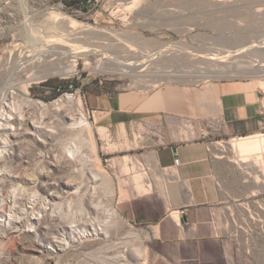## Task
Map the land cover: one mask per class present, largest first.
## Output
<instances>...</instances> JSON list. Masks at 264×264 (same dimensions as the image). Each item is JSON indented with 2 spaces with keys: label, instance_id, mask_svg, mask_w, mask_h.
Wrapping results in <instances>:
<instances>
[{
  "label": "rangeland",
  "instance_id": "obj_1",
  "mask_svg": "<svg viewBox=\"0 0 264 264\" xmlns=\"http://www.w3.org/2000/svg\"><path fill=\"white\" fill-rule=\"evenodd\" d=\"M51 11H60L66 17L88 26L90 29L77 32L71 43L95 49V52L76 58L48 60L37 73L42 78L30 85V97L47 104L63 95H72L74 100L81 98L82 111L92 126L96 156L87 143L86 133L79 134V141L83 142V152L91 158L93 166L102 169L110 179L108 187L102 181L91 183V174L85 170L83 192L92 199H73L69 207L67 200L62 205L64 213L69 212L79 218L82 208L89 219L96 220L97 226L98 223L104 225V211L111 207L121 219L109 225L106 236L87 241L79 235L83 228L89 231L82 221L78 223V230L69 234L63 219L56 217L47 221L45 218L46 225L51 227L49 231L20 234L11 243L10 253L0 258V264H33L27 261L28 249L37 245L46 248L48 239L45 235L60 236L64 232L72 243L58 256L59 264H150L152 254L147 229L129 222L119 213L118 207L137 195L135 190L140 178L151 185V192L154 191L149 172L138 164L134 153L138 148L150 145L152 140H161L163 131L152 122L139 124L134 126L130 136L124 134L118 141L110 132L97 127L92 113L88 117L85 94L87 91L101 92L103 88L111 94L136 92L147 96L159 92L164 101L169 88L171 92L178 91L171 88L176 86L199 90L212 83L233 80L256 82L261 86L260 81H264V77L260 79L257 76L264 73L252 65L264 64V0H98L84 6L81 13L67 10L60 0H0V72L6 66L3 58L22 42L25 34L22 20H35V23L49 20L47 17ZM45 32L48 34L51 30L46 28ZM252 44L257 46L250 48ZM161 48L168 50L153 60L131 66L127 74L121 73L120 68L111 62L113 59H120L123 63L135 62ZM239 49H243L239 55L226 56L229 51ZM103 54L111 57V61L103 59ZM220 56H226L222 62L213 59ZM69 61L76 64L77 71L66 76L48 75L53 69L65 67ZM97 65H101V70H95ZM22 77L25 79V76ZM71 82L73 86H69L68 91H59V95L56 94L57 89L45 87L68 86ZM77 88L80 90L76 91ZM205 94H208L207 91L201 92V95ZM164 114L170 116L166 112ZM58 117L57 133L48 137L45 149L51 150L56 162L49 154L43 159L38 158V149L43 147L38 146L36 137L15 150L9 161L13 168L23 166L35 176L41 171L47 174L38 180L36 186L42 196L51 187L62 191V179L73 168L67 163L57 164L60 148L74 138L67 132L66 122ZM183 123L191 129L199 128L198 122L185 120ZM201 123L202 130H209L206 121L201 120ZM180 126L172 129L181 134ZM177 134L175 139H182ZM75 178L79 179L77 175ZM45 182L48 186L41 187L40 184ZM7 187L9 189L10 185L7 184ZM24 202L23 198L16 207L22 209ZM124 245L140 246L145 249V256L137 259ZM43 264L54 263L45 260Z\"/></svg>",
  "mask_w": 264,
  "mask_h": 264
},
{
  "label": "crops",
  "instance_id": "obj_2",
  "mask_svg": "<svg viewBox=\"0 0 264 264\" xmlns=\"http://www.w3.org/2000/svg\"><path fill=\"white\" fill-rule=\"evenodd\" d=\"M171 88L178 91L169 88L164 101L159 92L85 94L94 123L118 141L139 124L152 122L163 131L161 140L134 153L154 191L144 183L149 190H135L132 200L120 203L119 213L147 229L150 264H264V152L237 156L231 148L233 139L264 129V91L246 80L190 91ZM185 120L198 122L199 128L184 126ZM201 120L209 130L201 129ZM178 125L181 134L172 129ZM255 213L257 229L244 242L241 231L234 235L236 226L243 228Z\"/></svg>",
  "mask_w": 264,
  "mask_h": 264
},
{
  "label": "bare ground",
  "instance_id": "obj_3",
  "mask_svg": "<svg viewBox=\"0 0 264 264\" xmlns=\"http://www.w3.org/2000/svg\"><path fill=\"white\" fill-rule=\"evenodd\" d=\"M47 18L49 20H41L36 23L35 20H22L25 32L22 42L15 45L14 49L3 58L6 66L0 72V230H2L0 233V258H4L10 253L11 243L15 242L20 234L32 231H49L51 227L46 225L45 218L47 221H52L56 217L63 219L64 227L66 231H69V234L77 231L78 223L82 221L89 227V231L83 228L79 235L87 241L96 240L99 236H106L109 225L121 219L116 210L111 207H107L104 211L106 215L104 225L98 223L97 226H95L96 220L89 219L82 208L79 218L69 212L64 213L62 205L67 200H69L67 203V207H69L70 201L73 199H92L86 192H83L85 170L91 174V183L102 181L108 187L110 179L102 169L93 166L91 158L83 152V142L79 141V134L86 133L87 143L90 144L92 153L96 156L92 126L82 111L81 98L74 100L72 95H63L47 104L34 101L30 97V85L42 78L37 73L48 60L76 58L79 55L95 52V49L78 47L71 43L77 32L82 33L89 30L88 26L66 17L60 11H51ZM46 28L51 30V33L47 34ZM256 46L252 44L250 48ZM167 50L168 48H161L135 62L124 61L125 63H123L119 61L120 59L111 61V57L106 54H103L102 58L111 61L124 74L127 69H131V66H139L147 60H153ZM241 52L243 49L229 51L226 56H237ZM226 56H220L219 59L213 57V59L222 62L221 60ZM69 62L65 67L51 70L48 75H71L76 70V64ZM252 67L264 73V64H254ZM96 69L101 70V65H97ZM22 76H25V79ZM257 77L262 79L264 74ZM260 82L261 89L264 91V81ZM214 90L218 96L216 86H214ZM57 115L60 116L59 119L66 122L67 132L74 136L73 141L60 148L57 164L67 163L73 168L63 177L65 179H62V191L51 187V190L42 196L38 193L36 186L38 180L41 177H46L47 174L41 171L35 176L23 166H14L13 168V164L11 165L9 161L15 150L27 141H33V138L36 137L38 146L43 147L38 149V158L43 159L49 154L50 158L56 162V156L50 153L51 150L45 151V149L48 137H54L57 133ZM231 148L237 156L264 152V144L254 135L249 138L233 139ZM74 166L79 168L74 169ZM76 175L79 179L75 178ZM141 179L143 178H140L137 183V193H145L149 190ZM7 184L10 185L9 189ZM40 186L48 185L45 182ZM23 198L24 206L22 209H18L16 204ZM66 235L65 232L60 236L57 234H52L50 237L45 235V238L48 239L47 247L32 246L31 249H28L29 254L26 256L29 255V260L27 259V261L33 264H43L45 260H51L54 264H59L60 254L69 249L72 243L65 237ZM124 247L137 259L145 256V249L140 246L124 245Z\"/></svg>",
  "mask_w": 264,
  "mask_h": 264
},
{
  "label": "built area",
  "instance_id": "obj_4",
  "mask_svg": "<svg viewBox=\"0 0 264 264\" xmlns=\"http://www.w3.org/2000/svg\"><path fill=\"white\" fill-rule=\"evenodd\" d=\"M78 1L82 2V8L73 9V10H71L72 12L81 13V12H83L82 10L84 9V6L91 4L93 1L97 2L98 0H78ZM79 90H80L79 88L76 89V91H79ZM90 113L91 112L87 111L88 117H89ZM254 136H257L262 141V143L264 144V129L262 131H260L259 133L255 134ZM219 143H222V142H217V144H219ZM173 164H174V166H179L180 165L179 159L175 158L173 161ZM172 213H174V214L181 213L182 214L183 211H173ZM258 222H259L258 221V215L256 213L251 215L249 217V221L247 223H244L243 228L236 226L234 235L236 236L241 231L242 234L244 235V242L246 240L250 241L252 234H254L256 229H257L256 225Z\"/></svg>",
  "mask_w": 264,
  "mask_h": 264
},
{
  "label": "trees",
  "instance_id": "obj_5",
  "mask_svg": "<svg viewBox=\"0 0 264 264\" xmlns=\"http://www.w3.org/2000/svg\"><path fill=\"white\" fill-rule=\"evenodd\" d=\"M61 2L63 3L64 8H66L69 11H71L73 9H80V8H82V2H80L78 0H70V1L62 0ZM72 84L73 83L71 82L68 86L67 85L64 86L63 84H59L57 87L56 86L55 87H51L49 85H45V87H50V88H53L54 90L57 89L56 94L59 95V91H64V90L65 91L66 90L68 91L69 90V86L70 87L73 86ZM104 91L105 92H108V91H106L103 88L101 92H104Z\"/></svg>",
  "mask_w": 264,
  "mask_h": 264
}]
</instances>
